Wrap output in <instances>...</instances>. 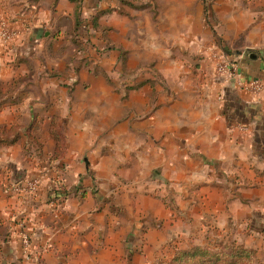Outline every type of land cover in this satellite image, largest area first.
<instances>
[{
  "label": "crops",
  "instance_id": "obj_1",
  "mask_svg": "<svg viewBox=\"0 0 264 264\" xmlns=\"http://www.w3.org/2000/svg\"><path fill=\"white\" fill-rule=\"evenodd\" d=\"M259 6L264 18V0ZM138 14L124 0H0V23L31 28L10 50L0 45V128L20 136L0 145V264H162L177 249L220 243L253 249V264H264V91L245 89L264 83V20L254 53L229 55L233 78L213 62L197 65L193 77L166 73L155 93L147 81L116 93L83 68L66 71L120 65L121 51L134 64L129 25L135 21L139 32L140 21L130 20ZM163 38L160 25L156 37L140 42L160 70ZM54 117L67 137L57 169L36 198L7 195L10 174L40 178L52 162ZM37 118L45 119L39 143L29 134ZM57 197L58 212L50 205ZM23 216L31 263L20 241Z\"/></svg>",
  "mask_w": 264,
  "mask_h": 264
},
{
  "label": "rangeland",
  "instance_id": "obj_2",
  "mask_svg": "<svg viewBox=\"0 0 264 264\" xmlns=\"http://www.w3.org/2000/svg\"><path fill=\"white\" fill-rule=\"evenodd\" d=\"M259 1L124 0L127 6L139 13L138 16L130 18V20L133 18L140 21L139 32L136 34L133 29L135 21L129 25L130 39L133 43L136 42L134 64L129 65V53L121 51L117 57V62L120 65H66V71L71 72L72 68H74V72L77 73L83 68L90 76L105 78L114 87L116 93L137 91L141 88L140 82L147 81L152 92L155 93V84L158 83L163 86L164 77L167 76L165 75L166 73L193 77L198 73L196 70L197 65H212L213 62L215 65H220L222 61H226L228 65H236V62H230L229 59L230 54L231 56L234 55L232 52L235 49L245 48L244 52L246 55L254 53L255 31L257 26L260 27L264 20L260 16ZM123 14L125 15V11H123ZM129 16L127 14V18ZM160 25L164 27V38L162 43H159L158 49L161 48L164 51L163 61L165 64L159 65V67L164 70L158 69V65H156L158 60L156 54L151 52V47H149L148 54L145 55L144 47L140 45L143 37H156L157 31L160 30ZM76 26L78 28L75 31V35L79 31V22ZM84 30L85 28H82L81 32H84ZM194 34L195 36L189 40L190 36ZM200 36L206 37L207 41L200 39ZM149 41L154 45L156 38H149ZM176 41L180 42L179 47ZM195 41H198V43L193 44ZM75 42L78 49L77 52L81 51L82 39L76 38ZM117 48L115 45L111 47L112 50ZM155 48L154 45L152 47L153 51L156 50ZM199 48L206 49L207 55L198 50ZM178 50H180L179 56L176 55ZM85 56L86 54L80 57L85 59ZM145 58L147 59V64L145 63ZM210 61L212 63L208 64ZM52 72H54V69ZM51 75L53 76L54 73ZM44 120L43 118H38L40 131H36L35 135L32 136L35 143H39V139L43 136ZM60 121L62 123L61 118ZM64 130L62 123L63 133ZM64 136L67 139L65 134ZM231 245L233 244L223 245L220 243L214 247L196 246L210 247L220 251L230 248ZM170 263L164 262L162 264Z\"/></svg>",
  "mask_w": 264,
  "mask_h": 264
},
{
  "label": "built area",
  "instance_id": "obj_3",
  "mask_svg": "<svg viewBox=\"0 0 264 264\" xmlns=\"http://www.w3.org/2000/svg\"><path fill=\"white\" fill-rule=\"evenodd\" d=\"M31 28L29 25L14 26L9 21H2L0 23V45L6 49L10 50L14 43L22 36L23 33H30ZM218 70L224 74H228L229 77H236V68L233 65H228L226 61H222L218 65ZM245 89L254 93L259 94L264 91V83L259 80H253L245 86ZM240 129H245L243 126H239ZM57 169L56 162H50L48 167L45 169L42 177H24L22 179H17L13 174H10L6 178L4 185V192L7 195L16 196L21 201H26L30 198H36L39 195L42 180L51 176L52 173ZM63 203L62 197L54 198L50 201V205L53 207L54 211H60V207ZM18 227L21 230L20 241L24 249V259L27 263L33 261V256L30 254L31 246V236L27 232L25 218H21L18 221Z\"/></svg>",
  "mask_w": 264,
  "mask_h": 264
},
{
  "label": "trees",
  "instance_id": "obj_4",
  "mask_svg": "<svg viewBox=\"0 0 264 264\" xmlns=\"http://www.w3.org/2000/svg\"><path fill=\"white\" fill-rule=\"evenodd\" d=\"M36 131H40L38 118L30 129V136H34ZM49 133L56 144L51 161L59 162L66 154V138L62 131L60 118L54 117L51 120ZM19 137L14 127L8 129L7 126H3L0 128V145L10 146L17 142ZM225 249L218 251L210 247L201 246H193L189 249H177L170 264H253L256 257L255 250L241 245L233 244L230 248Z\"/></svg>",
  "mask_w": 264,
  "mask_h": 264
}]
</instances>
